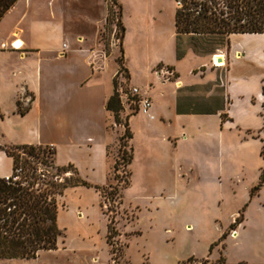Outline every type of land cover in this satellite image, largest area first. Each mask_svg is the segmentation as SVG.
Here are the masks:
<instances>
[{
    "label": "rangeland",
    "instance_id": "374dc122",
    "mask_svg": "<svg viewBox=\"0 0 264 264\" xmlns=\"http://www.w3.org/2000/svg\"><path fill=\"white\" fill-rule=\"evenodd\" d=\"M120 2L122 21L129 31L123 65L135 76L130 82L125 71L120 73L123 33L118 26L121 21L118 1L68 0L71 7L74 5L75 10L81 11L76 16L75 31L88 33V45L107 57L109 76L117 72L111 81L112 94L116 79L125 88L138 84V79L145 85L143 75L149 64L155 65L153 76L158 78L160 69L167 73L169 68L159 64L162 55L149 39L166 34L169 25L175 26L176 11L180 7L176 0ZM70 12V8H66L68 19ZM96 14L93 30L84 22V17ZM8 23H4L1 32L8 28ZM73 34L70 41L65 40L64 46L70 42L71 47L80 48L84 40ZM32 57L30 54L17 55L16 63L20 67L14 72L15 62L0 61V135L6 136L7 131L17 138L25 130L29 131L35 120L32 115L21 124L22 120L9 116L15 106L14 96L8 90L11 80L23 87V93L15 101L14 113L30 110L33 106L34 94L22 81L28 76L25 67L32 63ZM192 63L187 59L184 67L189 68ZM123 108L122 124L117 126L112 116V124L108 127L113 138L108 146V181L101 174L93 177L104 181L99 185L102 186L100 190L93 188L99 197L100 214L95 200L87 197L83 203L88 206L89 220L85 214L79 219L75 216L79 199L70 197L66 204L64 195L59 196V209H66L68 205L71 213L62 217L61 224L66 231L58 248L41 252L35 260H0V264H185L190 258L196 260L193 264L206 260L216 263L220 258L227 260V264H236L240 259L249 264H264V193L251 202V189L259 184L264 171L260 170L264 158L256 149L257 144L246 152L237 151L233 155L235 164L221 171L213 166L218 159L217 144L220 142L216 118H195L186 128L188 136L184 138L178 135L174 121L160 123L157 119L163 125L151 126L147 122L150 116L141 111L138 115L134 113L137 106L126 103ZM126 113L136 115L130 121L134 133L131 166L125 161L131 155L130 140L121 139ZM164 136L167 138L163 139ZM224 143L247 146L252 140L247 132L234 131ZM10 146L13 145H5ZM10 149L16 154L17 168L21 171L26 170V162H38L39 173L45 174L41 176L42 181L64 182V178L73 175L72 172L58 173L55 149L50 146H43L46 153L38 154V158L23 150ZM19 176L22 178L23 172ZM127 181L130 182L128 186Z\"/></svg>",
    "mask_w": 264,
    "mask_h": 264
},
{
    "label": "crops",
    "instance_id": "0c3cea01",
    "mask_svg": "<svg viewBox=\"0 0 264 264\" xmlns=\"http://www.w3.org/2000/svg\"><path fill=\"white\" fill-rule=\"evenodd\" d=\"M117 1L121 8L120 22L124 28V63L129 31L127 24L122 21L121 2ZM73 6L68 0H19L0 21V47L6 45L5 49L1 48L0 61L15 62L14 72L20 67L16 63L17 55L33 56L32 63L25 67L28 76L22 81L35 97L32 108L25 116L15 114V101L23 93V87L10 81L8 90L14 96L15 106L9 116L22 120L21 124L32 115L35 120L30 130L20 133L17 138L5 131L6 136L0 135V146L52 145L57 166L74 165L86 181L103 185L104 181L99 182L93 177L101 174L108 181V146L113 141L108 127L112 124L113 115L107 110V103L112 95L111 81L117 72L109 76L107 57L88 45V33L75 31L78 24L76 16L80 10H75ZM68 7L71 11L69 19L66 17ZM96 17L97 14L84 17V22L93 30ZM6 21L9 22L8 28L1 32ZM73 32V36L80 35L84 40L80 48L71 47L70 42L64 46L65 40H69ZM149 40L162 55L159 64L169 68L173 75H160L157 78L152 75L155 65L149 64L143 75L146 84L142 85L141 79H138V84L134 85L145 90L152 99L150 114L153 118L147 122L151 126L161 127V122L174 121L178 135L186 138V128L195 118H216L220 142L217 144L218 159L213 166L221 171L235 164L233 155L237 151L246 152L256 144V149L264 158V34H178L175 21L174 27L168 26L166 34L150 36ZM15 41L18 49L12 48ZM215 57H220L218 62L222 66L215 65ZM187 59L193 61L189 68L184 67ZM123 66L130 82L135 76L131 69L125 64ZM136 115L129 116L126 113L129 127ZM234 131L247 132L251 135L252 144L224 143L225 138ZM259 140L261 144L257 143ZM263 169L264 164L260 170ZM13 170L14 159L0 152V178L11 175ZM253 189L251 202L264 193V185L255 192L256 195H252ZM70 197L79 199L75 209V216H79V219L85 214L86 220H89L88 206L83 203L87 197L95 200L100 214L99 197L93 188L67 189L64 194L66 204ZM70 213L68 205L66 209H59L58 224L64 231L62 217ZM241 262L249 264L243 259L236 264Z\"/></svg>",
    "mask_w": 264,
    "mask_h": 264
},
{
    "label": "trees",
    "instance_id": "16d2710c",
    "mask_svg": "<svg viewBox=\"0 0 264 264\" xmlns=\"http://www.w3.org/2000/svg\"><path fill=\"white\" fill-rule=\"evenodd\" d=\"M18 1L0 0V21ZM176 2L180 6L175 15L178 34L223 36L264 34V0H176ZM118 26L123 33L122 23L119 22ZM121 52L120 73L126 72L123 66V48ZM113 87L114 93L108 100L107 110L112 112L115 124L120 126L122 124L121 113L124 108L117 79ZM18 110H20L19 103ZM28 111L29 109L18 111V113L25 116ZM124 128L125 132L121 139L130 140L131 145V155L125 158V161L128 166H131L134 161L132 145L134 136L128 119H126ZM10 147L28 152L35 158H38V154L46 153L43 146L13 145ZM10 147L0 146V152H5L14 159L13 172H15L18 169L16 154L11 151ZM56 168L58 173L72 172L73 175L71 178H64V182L42 181L41 176L45 174L39 173L38 162H26V170L22 169L23 177L20 181L8 183L4 178H0V260H35L41 252L56 250L60 238L65 235L64 230L60 229L58 224V197L63 196L64 192L70 188L87 187L100 190L102 187L82 178L74 165L57 166ZM129 184L130 182L127 181L126 186ZM263 185L264 171L260 184L253 189L252 195ZM233 227L235 229L236 226ZM224 238L225 235L222 239ZM195 261L190 258L185 264H193ZM225 263L224 258H220L216 263H209L208 260L202 262V264Z\"/></svg>",
    "mask_w": 264,
    "mask_h": 264
},
{
    "label": "built area",
    "instance_id": "2783aa9c",
    "mask_svg": "<svg viewBox=\"0 0 264 264\" xmlns=\"http://www.w3.org/2000/svg\"><path fill=\"white\" fill-rule=\"evenodd\" d=\"M17 41L12 43L13 49L16 48ZM2 49L6 48V45L1 46ZM165 72H163V69H160L158 71L159 76H163ZM166 76L171 77L173 75L172 71L167 70V73H165ZM119 94L120 98L122 100L123 106L127 103L129 105H134L138 107V110L142 113L150 116L153 118V116L150 114L151 108H152V99L148 95V93L143 90L140 87L132 86L130 88H125L121 84H119ZM264 114V113H263ZM52 149L54 148L52 145L50 146ZM21 170L17 169L15 172H13L11 175L6 176L4 179L8 183H15L20 181V174Z\"/></svg>",
    "mask_w": 264,
    "mask_h": 264
},
{
    "label": "bare ground",
    "instance_id": "6f19581e",
    "mask_svg": "<svg viewBox=\"0 0 264 264\" xmlns=\"http://www.w3.org/2000/svg\"><path fill=\"white\" fill-rule=\"evenodd\" d=\"M220 57H215V65L216 66H222V64H220L219 62H218V59H219Z\"/></svg>",
    "mask_w": 264,
    "mask_h": 264
}]
</instances>
